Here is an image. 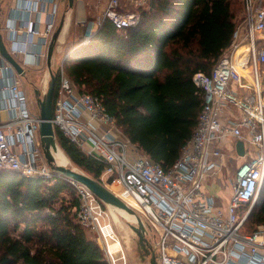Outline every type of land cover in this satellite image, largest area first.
<instances>
[{
    "label": "built area",
    "instance_id": "built-area-1",
    "mask_svg": "<svg viewBox=\"0 0 264 264\" xmlns=\"http://www.w3.org/2000/svg\"><path fill=\"white\" fill-rule=\"evenodd\" d=\"M122 1L106 0L96 25L87 26L75 47L98 44L97 27L104 19L120 31L137 25L141 12L124 10ZM242 3V19L212 72L197 71L193 76L204 92V103L191 137L169 168L150 160L120 131L115 116L97 95L81 90L63 65L57 69L55 130L62 131L87 156L105 163L100 177L120 184L121 197L117 195L141 217L156 264H264V223L245 231V221L264 185V0ZM59 5L60 0H15L17 12L6 33L11 43L6 46L24 69L29 62H21L18 56L31 54L35 38V56L47 59ZM43 12L46 17L41 28L35 24L40 23L38 16H32ZM0 58V70L7 77L0 84L1 107L9 111V117L0 122V171L12 170L50 182L66 178L78 196L76 220L97 234L109 264H128L109 204L85 184L51 167L42 149L40 115L31 110L15 67L1 53ZM240 66L248 67V75ZM48 87L49 82L41 90L43 95ZM231 137L245 142L242 157L235 146L232 152L227 148ZM232 158L240 161L234 172L226 174ZM224 177L231 188L226 208L210 191ZM115 242L119 246L112 248ZM147 260L150 264V255Z\"/></svg>",
    "mask_w": 264,
    "mask_h": 264
},
{
    "label": "trees",
    "instance_id": "trees-1",
    "mask_svg": "<svg viewBox=\"0 0 264 264\" xmlns=\"http://www.w3.org/2000/svg\"><path fill=\"white\" fill-rule=\"evenodd\" d=\"M240 4L243 9L242 0H150L135 26L120 31L104 19L96 33L99 43L70 51L63 66L81 90L102 100L132 143L169 168L204 103L193 76L212 72L242 19ZM56 132L70 161L100 180L105 163ZM77 206L76 189L64 177L50 182L0 171V264H109L103 248L76 220ZM261 223L264 185L245 231Z\"/></svg>",
    "mask_w": 264,
    "mask_h": 264
},
{
    "label": "water",
    "instance_id": "water-1",
    "mask_svg": "<svg viewBox=\"0 0 264 264\" xmlns=\"http://www.w3.org/2000/svg\"><path fill=\"white\" fill-rule=\"evenodd\" d=\"M68 2H69V7H73L75 0H68ZM62 27H63V22L60 23L59 27L54 32L51 42L48 47L47 65H48V69L50 72V81H49L48 90L45 95H41L40 90L36 89L37 102L40 106L39 107L40 108V112H39L40 136H41L42 146L44 148V154L46 156L47 161L49 162V164L54 170L60 172L66 177L72 178L76 181H79L85 184L105 203L112 205L114 207H117V208L124 209L130 214L134 215L137 219V224H133L132 228L138 237L139 245L141 248H143L150 254V264H156V261H157L156 253L154 250L151 249L152 245L149 243L148 239L145 236V233H144L145 227L142 222V219L132 207H130L124 200H122L105 183L91 176L84 170L65 166L61 163L55 164V154L54 153L57 152L59 144L57 142V134L53 126L52 118H53V111H54V98H55V93H56L58 71L54 70L52 67V56H53L55 45L58 40V36H59V33ZM76 45L77 44H74V46ZM0 53L5 59H7L15 67L18 73L22 75L25 73L24 67L9 52L1 33H0ZM69 53L70 51L66 53L65 58L67 57ZM236 147H237L238 154L243 156L245 153L243 140L241 139L238 140Z\"/></svg>",
    "mask_w": 264,
    "mask_h": 264
},
{
    "label": "crops",
    "instance_id": "crops-1",
    "mask_svg": "<svg viewBox=\"0 0 264 264\" xmlns=\"http://www.w3.org/2000/svg\"><path fill=\"white\" fill-rule=\"evenodd\" d=\"M5 1L6 0H0V33L2 34V36L4 38L5 44H7V46H9L11 41L6 39V33L9 31V29L7 27L9 26V22L11 21L12 17L15 15V11L17 12V10L14 9L15 0H11L10 5H8L7 8L3 7ZM63 2H64V4H63V10H62L61 9V3H63ZM105 4H106V2H105ZM105 4H104V7H105ZM104 7H101V9L103 10ZM123 7H124V5H123ZM102 10H101V12H102ZM98 15H100L99 12L91 6V2H89L88 0H75L73 7H69V2L67 3L66 0H60L57 28L59 27L61 22H63V27L59 33L58 40L56 42L55 49H54L53 56H52V67L54 70L57 71V69L61 65H63L64 60H65V56L67 53L66 52L65 54H63L60 61H59V59L57 60L55 51L56 50L61 51V50L65 49V45H67L68 39L72 33L74 34V38L71 41L73 43H72L70 51L79 48L80 46L75 47L74 44H76V42H78V40H80L85 35V33H87V31H86L87 26H90L91 24L96 25L95 22H96L97 18L99 17ZM37 16L39 18L40 23L35 22V24L37 26L39 25L42 28L44 26L46 13L43 12L40 14V16H39V14H33L32 18L36 19ZM1 17H2V19H1ZM57 28H56V30H57ZM97 29H98V27H97ZM78 31H80V33H81L80 35H76V32H78ZM37 43H38V39L35 38L34 42L31 45V54H20L18 56V59L21 60V62L22 61H26V62L28 61L29 62V63H25V73L23 75L17 72V76L19 78L21 88L25 92H27L26 94H28V95L30 94V89H29V86L26 82V80L29 79L28 73L31 72L32 74L34 73L35 75H36V73L40 74L39 78L41 79L42 84H40V85L33 84L34 92L31 88V97L37 96L36 95V89H39L41 92V95H43L41 90L45 87V84H47L50 81V72H49L48 65H47V59L43 61V60H40L38 56H35V51L37 50ZM61 60H62V63L60 64ZM2 61L3 60L0 58V64ZM4 75H3L2 71L0 70V84L3 81L7 80L5 73H4ZM34 102H36V104ZM30 108L34 113L38 114L40 112V108H39V104L37 102V98H35V101H33V102L31 100ZM8 117H9V111L7 109H3L1 107V101H0V122L5 121ZM238 140H240V139H238ZM238 140L236 138H233V137H231L227 140L226 146L231 152L233 151L232 146L236 147ZM249 148L253 149V146L250 145ZM236 151H237V147H236ZM244 151H245V144H244ZM237 153H238V151H237ZM233 168H234V166H233Z\"/></svg>",
    "mask_w": 264,
    "mask_h": 264
},
{
    "label": "rangeland",
    "instance_id": "rangeland-1",
    "mask_svg": "<svg viewBox=\"0 0 264 264\" xmlns=\"http://www.w3.org/2000/svg\"><path fill=\"white\" fill-rule=\"evenodd\" d=\"M10 1L11 0H9V1L6 0L4 2L3 7L7 8L8 5H10ZM88 1L91 2V6L99 12L100 15H98V16H101V13H102L101 7H104L106 0H88ZM66 2L68 3V0H66ZM149 2H150V0H143V1H141V0H134V1L124 0V1H122L125 10L140 11V12H141L142 8L149 6ZM63 4H64V2L61 3V9L62 10H63ZM242 11H243V9H242V6L240 4V11L238 13V18L240 17ZM1 19H2V17H1ZM80 34H81L80 31L76 32V35H80ZM73 38H74V34L72 33L68 39L67 45H65V49H63L61 51H58V50L55 51L57 60L59 59V61H60L62 55L65 54L66 52L68 53L71 50V46L73 43L71 41L73 40ZM61 63H62V60H61L60 64ZM28 74H29V79L26 80V82L29 86L30 94L29 95L27 94V99H28V102L31 104V100L33 102V101H35V98H37V96L31 97V88L34 92L33 84L40 85V84H42V81L39 78L40 77L39 73H36V75H35L34 73L32 74L31 72H29ZM34 103L36 104V102H34ZM57 142H58L59 146L61 147V149L63 150V152L65 154H67L59 142L58 135H57ZM42 149L44 152V148H42ZM226 153L228 154V152H226ZM54 154L56 157L55 158V164L61 163V164H64L66 166H69V167L78 168L80 170H83L82 167H79L72 160L70 161L71 158L69 156H67V155L65 157L59 156V155H57L58 152H55ZM238 161H240L238 158H235V159L232 158L228 161L226 169H225L226 174H228V172L230 173L231 171L234 170L233 166L236 167L238 164ZM103 178H105V179L103 180L100 177V181H102L103 183L105 181L106 185L110 188V185L112 184V182L107 180L105 176H103ZM118 185H119V183L116 185V187ZM227 185H228V181H226V178L224 177L223 179L216 180V183L212 184L210 187V191L217 195V202L220 205H222V207H224V208H226L229 197L231 195V188H230V186H227ZM219 195L222 196V199L220 198ZM107 207L109 208V211H110L109 215H110V218L112 220V223H113V225H114V227H115V229H116V231H117V233L121 239V243H122L124 252L127 256L128 264H148V260H147L148 256L146 257L144 254H142V249L140 248V245L138 242V237L132 228L133 224H137L136 218L124 209L117 208V207H114L112 205H108ZM87 233L90 237L96 239V241L100 244V241H99L96 233H94L93 231L88 230V229H87ZM156 251H157V255H158L159 250H158L157 246H156Z\"/></svg>",
    "mask_w": 264,
    "mask_h": 264
},
{
    "label": "bare ground",
    "instance_id": "bare-ground-1",
    "mask_svg": "<svg viewBox=\"0 0 264 264\" xmlns=\"http://www.w3.org/2000/svg\"><path fill=\"white\" fill-rule=\"evenodd\" d=\"M240 70L242 73L248 75V67L247 66H240ZM59 156L65 157L66 154L63 152V150L61 149L60 146H58V150H57ZM56 158V157H55ZM67 158V157H66ZM64 165V164H63ZM66 166V165H65ZM118 184V182H114L110 185V189L113 190L116 194H118L121 197V194L119 193V189H120V184L116 187V185ZM119 246V242H115L114 244L111 245L112 248H116Z\"/></svg>",
    "mask_w": 264,
    "mask_h": 264
},
{
    "label": "flooded vegetation",
    "instance_id": "flooded-vegetation-1",
    "mask_svg": "<svg viewBox=\"0 0 264 264\" xmlns=\"http://www.w3.org/2000/svg\"><path fill=\"white\" fill-rule=\"evenodd\" d=\"M150 243V242H149ZM141 248V247H140ZM142 249V254H144L146 257L148 256V255H150L146 250H144L143 248H141ZM150 249V248H149ZM148 249V250H149ZM152 250H154V248H153V246H152V248H151Z\"/></svg>",
    "mask_w": 264,
    "mask_h": 264
}]
</instances>
